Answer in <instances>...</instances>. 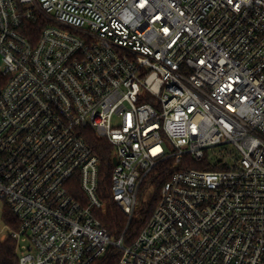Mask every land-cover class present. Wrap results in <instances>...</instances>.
<instances>
[{
	"label": "built area",
	"instance_id": "obj_1",
	"mask_svg": "<svg viewBox=\"0 0 264 264\" xmlns=\"http://www.w3.org/2000/svg\"><path fill=\"white\" fill-rule=\"evenodd\" d=\"M87 131L128 222L202 167L113 239ZM0 199L16 264H264V0H0Z\"/></svg>",
	"mask_w": 264,
	"mask_h": 264
},
{
	"label": "trees",
	"instance_id": "obj_2",
	"mask_svg": "<svg viewBox=\"0 0 264 264\" xmlns=\"http://www.w3.org/2000/svg\"><path fill=\"white\" fill-rule=\"evenodd\" d=\"M31 29L34 30L35 33L36 31L38 32L36 27H32ZM85 138L100 160L97 194L103 203V208L98 211L96 215L102 226L106 228L107 232L113 238H118L123 233L127 237L134 236L152 212L158 199L160 186L169 178L174 170L180 169L184 165L196 168L202 167L201 164L190 161L186 156L171 157L159 162L140 184L136 205L130 221L128 222L127 215L122 212L118 205L112 200L111 196L110 176L113 169L112 159L114 155L112 146L104 139L97 137L91 131L85 133ZM2 218L6 223H9L11 227L16 226V220L9 213L7 208H4ZM17 259L14 241L9 236L0 239V264H16ZM114 263V258H109L105 255L92 264Z\"/></svg>",
	"mask_w": 264,
	"mask_h": 264
},
{
	"label": "rangeland",
	"instance_id": "obj_3",
	"mask_svg": "<svg viewBox=\"0 0 264 264\" xmlns=\"http://www.w3.org/2000/svg\"><path fill=\"white\" fill-rule=\"evenodd\" d=\"M2 200L0 199V239H4L7 234H6V230L4 229V223L3 220L1 218V207H2ZM113 238V237H112ZM114 239V238H113Z\"/></svg>",
	"mask_w": 264,
	"mask_h": 264
},
{
	"label": "water",
	"instance_id": "obj_4",
	"mask_svg": "<svg viewBox=\"0 0 264 264\" xmlns=\"http://www.w3.org/2000/svg\"><path fill=\"white\" fill-rule=\"evenodd\" d=\"M116 163V159L115 158H113V164H115Z\"/></svg>",
	"mask_w": 264,
	"mask_h": 264
}]
</instances>
